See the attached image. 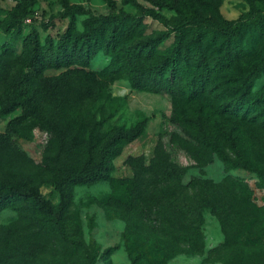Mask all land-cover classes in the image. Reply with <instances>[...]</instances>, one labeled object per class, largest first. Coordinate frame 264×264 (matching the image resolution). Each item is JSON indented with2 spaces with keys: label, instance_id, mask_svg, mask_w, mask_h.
Returning <instances> with one entry per match:
<instances>
[{
  "label": "rangeland",
  "instance_id": "374dc122",
  "mask_svg": "<svg viewBox=\"0 0 264 264\" xmlns=\"http://www.w3.org/2000/svg\"><path fill=\"white\" fill-rule=\"evenodd\" d=\"M21 1L0 0V94L6 79L19 70L23 39L36 29L44 43L49 35L56 39L64 33L69 24L62 0H37L30 10L31 22L21 30L12 28L9 24ZM69 2L95 17L130 14L136 29L132 45L139 48L171 30L178 20L174 12L162 10L168 25L159 23L145 14L157 8L143 0ZM190 2L216 25L251 11L264 14V0ZM88 17L77 16L79 32L88 31ZM50 21L54 26L46 29ZM196 29L194 25L186 30L182 55L200 49L216 69L222 67L223 50L232 51L235 59L217 72L188 108H203L210 119L224 126L235 141L222 139L221 147L246 168L227 169L216 154L173 124L174 104L169 95L138 92L126 78L112 79L108 72L111 58L104 52L86 68L93 75L77 76L54 97L32 104L30 113L21 107L4 114L0 107L1 177L39 185L54 205L59 204V197L51 182L53 171L69 162L77 148L104 138L113 128L147 121L145 133L115 160L111 178L77 187L65 214L70 237L100 251L118 246L111 264H130V254L138 250L142 253L139 264H264V185L257 175L264 173V113L254 108L238 115L209 111L232 99L231 89L237 84L229 77L248 74L251 95L264 91V28L249 27L243 39L231 42L216 33L199 44ZM175 39L173 34L158 47L161 58L170 53ZM183 68L189 78L203 69L194 58ZM64 71L48 70L45 75L58 76ZM30 97L26 93L24 99ZM164 160V165L173 164L181 172V179L162 181L153 163ZM17 223L14 209L0 214V264H89L83 250L70 247L52 230ZM96 264L103 263L98 260Z\"/></svg>",
  "mask_w": 264,
  "mask_h": 264
},
{
  "label": "trees",
  "instance_id": "16d2710c",
  "mask_svg": "<svg viewBox=\"0 0 264 264\" xmlns=\"http://www.w3.org/2000/svg\"><path fill=\"white\" fill-rule=\"evenodd\" d=\"M143 1L157 8L156 11L147 9L145 14L159 23L168 25L167 18L160 13L162 10L174 12L178 20L171 30L139 48L132 45L136 29L130 23V14L95 17L84 7L62 0L65 14L69 17L66 30L56 39L49 35L44 43L36 29L23 39L19 70L14 77L6 79L0 94L1 112L9 114L24 107L25 114L30 113L32 104L44 97H54L77 76L93 75L86 68L100 52H104L111 58L108 72L112 79L126 78L138 92L169 95L174 104L171 116L173 124L178 125L199 146L216 154L227 169L246 168V164L235 162L221 147L222 139L235 141L224 126L210 119L203 108H188L210 85L217 72L223 71L225 65H232L234 53L229 49L223 50L222 67L216 69L211 67L208 57L200 49L193 54L182 55V46L186 30L194 25H197L194 37L198 44L216 33H220L228 42L241 40L249 27L264 28V14L251 11L236 20L216 25L213 20L204 17L200 8L190 0ZM36 2L22 0L15 7L13 22L9 25L12 28L19 26L20 30L25 27ZM83 15H89L86 22L88 31L79 32L76 18ZM53 26L52 21L45 24L46 29ZM173 34L176 38L174 46L165 58H161L157 49ZM235 53L238 57L239 52ZM190 58L197 60L203 68L192 78L186 76L183 68ZM61 69L66 71L58 76L45 75L48 70ZM229 80L237 84L231 89L232 99L224 107L212 106L210 113L222 115L230 112L238 115L247 108L261 109L264 113V91L251 95L250 75L232 76ZM26 93L31 94L27 100L24 99ZM146 126L147 121L144 120L130 128L116 127L104 138L89 141L84 149L77 148V153L71 155L69 162L61 163L53 171L51 182L59 197L58 205L44 197L39 185L3 179L0 175V214L6 209H14L19 227L52 230L70 247L83 250L89 264H96L98 260L103 264H111V257L118 246L100 251L95 245L90 248L84 241L70 237L65 227V214L74 198L75 189L108 181L115 171V160L127 145L145 133ZM193 155L196 156V153L193 152ZM163 162L167 163L166 160L153 163L162 181L181 179V172L173 164L164 165ZM257 175L264 185V173L258 171ZM130 257V264H139L142 253L138 250Z\"/></svg>",
  "mask_w": 264,
  "mask_h": 264
},
{
  "label": "built area",
  "instance_id": "2783aa9c",
  "mask_svg": "<svg viewBox=\"0 0 264 264\" xmlns=\"http://www.w3.org/2000/svg\"><path fill=\"white\" fill-rule=\"evenodd\" d=\"M29 22H31V19H28V20H27V23H29Z\"/></svg>",
  "mask_w": 264,
  "mask_h": 264
}]
</instances>
